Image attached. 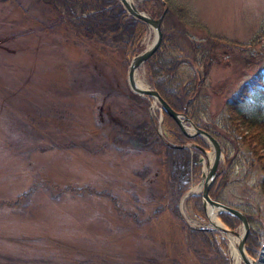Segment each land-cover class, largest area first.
<instances>
[{"label": "rangeland", "instance_id": "1", "mask_svg": "<svg viewBox=\"0 0 264 264\" xmlns=\"http://www.w3.org/2000/svg\"><path fill=\"white\" fill-rule=\"evenodd\" d=\"M152 2L135 0L143 10ZM169 3L162 26L191 44L172 55L185 63L184 80H201L198 118L222 146L217 168L234 156L212 197L261 227L264 172L237 135L251 123L230 119L226 100L264 58V0ZM136 19L122 0H0V264H233L228 232L204 204L202 215L192 207L214 147L200 134L198 143L175 142L158 99L129 84L122 50ZM144 32L133 55L155 38L149 23ZM218 37L232 43L216 46L222 54L210 64ZM144 62L135 75L156 87Z\"/></svg>", "mask_w": 264, "mask_h": 264}, {"label": "trees", "instance_id": "2", "mask_svg": "<svg viewBox=\"0 0 264 264\" xmlns=\"http://www.w3.org/2000/svg\"><path fill=\"white\" fill-rule=\"evenodd\" d=\"M152 1V0H151ZM158 1V0H156ZM160 1V0H159ZM150 2V1H149ZM166 4L170 9L169 0H166ZM162 5V4H161ZM158 3L152 2L150 4L144 5L143 8L148 10L149 13L156 15L155 9L157 8ZM170 10L165 14L163 21L166 25V18L168 17ZM66 21V20H65ZM70 22L69 20H67ZM136 25L134 28V34L127 41L125 47H123L122 55L123 60L128 61L133 56V53L140 49L138 43L141 36L145 33L147 28V23L143 20L136 19ZM72 23V22H71ZM73 24V23H72ZM168 27V26H167ZM162 26V38L158 47H156L152 54L145 60L144 64L147 67L148 74L152 84L156 86L159 93L168 101V103L176 110L184 112L186 115H190L194 119L197 125L205 128L207 131H210L213 135H217L216 132L212 129L213 124H206L201 121L198 117V113L201 111L200 104V91L198 84H201V80L192 73L190 79H183L181 75L178 74V70L184 66V62L179 59V56H173V50L184 51L191 44H180V40H184L183 37H179L176 34L175 30ZM71 25V30L72 29ZM75 30V29H74ZM215 39V38H214ZM218 44L213 48L210 47L209 59L210 64L215 61H218V58L221 56L222 51L219 52L216 49V46H221V50L225 49L227 45L232 43L229 40L222 38H216ZM186 42V41H185ZM188 43V42H186ZM191 43V42H190ZM238 43V42H237ZM235 44V46L237 45ZM91 44V43H90ZM100 44V43H99ZM102 49H105L107 46L100 44ZM105 47V48H104ZM192 47V46H191ZM227 49H225L226 52ZM257 60V63H261L259 67L254 69L255 71L249 76L245 82H243L239 88L234 91L232 95L226 100L227 108L230 113V119L239 120L238 117H241V120L250 122V133H244L243 131L237 133L243 141L241 145L247 147V155L250 156L249 163L255 166L260 172H264V58L261 56ZM122 60V56L120 57ZM207 63V62H206ZM208 64V63H207ZM197 84V85H196ZM194 86H197L196 92L192 89ZM193 91L192 94H189L190 91ZM200 98V99H199ZM253 98L250 103V107L245 108L244 105ZM164 123L165 127L171 132L172 137H174L175 142H188L192 141L193 143H198L201 139V136L198 134H188L186 135L181 126L176 122V120L170 116L166 111L163 110ZM224 135V134H223ZM234 144L238 147L237 143L239 140L236 138L233 139ZM239 148V147H238ZM262 149V151H260ZM228 156V155H227ZM227 164L230 163V167L225 166L222 170L216 174L215 179L211 182L209 186V194L212 197H219L221 188L226 185L229 181L231 163L234 156L231 158L229 156ZM259 184L261 185L264 191V177L260 179ZM192 207L198 215L204 213L203 201L201 200V194H195L192 197ZM247 219L251 222L256 221L257 219L252 214L246 212ZM220 217L225 221L231 228H234L237 222L239 221L238 217L235 214L227 210L220 212ZM246 235V250L257 257L259 253V248L261 244H264V223L261 227L254 228L250 226ZM204 232L209 235L211 238L217 236V231L214 228H204ZM221 242L225 243V239L221 238Z\"/></svg>", "mask_w": 264, "mask_h": 264}, {"label": "water", "instance_id": "3", "mask_svg": "<svg viewBox=\"0 0 264 264\" xmlns=\"http://www.w3.org/2000/svg\"><path fill=\"white\" fill-rule=\"evenodd\" d=\"M124 1V4L126 6V9L128 12H130L132 15H134L138 19H142L143 21H146L150 25L153 26L154 31H156V35L154 40L152 41V44L141 50V52H137L135 55L132 56L131 61H130V66L128 70V79H129V84L130 86L137 92L139 93H148L151 96H155L160 105L162 106L163 110L166 111L170 116H172L176 122L181 126L183 132L188 135V134H200L201 136H205L207 140L211 143V145L214 147V153H213V159L211 160V164L207 167L206 173H204V180H203V187H202V200L204 206H206L207 202H210L211 204L213 203L218 207V212H221L223 210H227L231 212L232 214H235L240 220H242V225L243 229L242 232L238 231L236 228H231L228 227L227 225L218 227L214 224L216 228H220L223 231L231 232L233 234L239 235V240H238V247L240 252L242 253V257L245 263L247 264H264V246L260 249V255L258 258H254L250 256L249 252H246V235L248 233V229L250 227V221L247 219L246 214L241 210L238 209L237 207H233L225 202H222L220 200H216L213 197L211 198L209 194V186L211 185V182L215 179L214 177L216 174L219 173L218 164L221 160V155L223 154L222 151V146L217 139L216 136H214L210 131H207L201 126H197L192 118L189 115H185L183 112H180L178 110H175L166 99L159 93L158 89L156 87L153 88H142L139 85H137L136 81V75L135 72L138 67L142 65V63L152 54V51L159 46L161 38H162V22H163V17L167 12V4L166 0H161L163 8L160 13L157 15H152L151 13L146 12L142 8L138 7L135 3H130L129 1L127 2L126 0ZM190 123L191 129L188 128L186 125ZM200 146V145H199ZM201 147V146H200ZM203 151H205L204 147H201ZM251 258H250V257Z\"/></svg>", "mask_w": 264, "mask_h": 264}, {"label": "bare ground", "instance_id": "4", "mask_svg": "<svg viewBox=\"0 0 264 264\" xmlns=\"http://www.w3.org/2000/svg\"><path fill=\"white\" fill-rule=\"evenodd\" d=\"M126 1L127 2L129 1L130 3H133V4L135 3V0H126ZM145 79L146 78H144V76L142 77L136 76L137 85H139L142 88H152L151 85H149ZM189 129H191V127ZM211 160H212V156L210 154L208 158V163H211ZM206 211H208V215L210 217V221L212 224H215L218 227L224 226L223 222L219 219L217 215L218 207L214 206L213 203L211 204L210 202H207ZM227 235H229V240H230L232 263L233 264H243L242 263V260H243L242 253L240 252L239 247H238V240L240 236L237 234H233L231 232H228Z\"/></svg>", "mask_w": 264, "mask_h": 264}]
</instances>
